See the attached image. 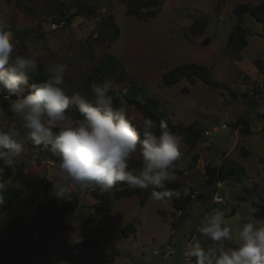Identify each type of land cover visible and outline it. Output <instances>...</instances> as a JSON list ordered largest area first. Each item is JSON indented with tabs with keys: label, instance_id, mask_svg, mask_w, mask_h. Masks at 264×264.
I'll use <instances>...</instances> for the list:
<instances>
[{
	"label": "rangeland",
	"instance_id": "rangeland-1",
	"mask_svg": "<svg viewBox=\"0 0 264 264\" xmlns=\"http://www.w3.org/2000/svg\"><path fill=\"white\" fill-rule=\"evenodd\" d=\"M170 1L174 2L0 0V10L7 9L6 14L0 15V30L13 34L16 42L14 54L34 55L38 64L46 66L49 63L66 64L63 87L69 96L80 92L89 98L86 91L91 90L90 77L101 60L111 57L115 75L112 74L109 81L104 78L111 89L119 90L124 85L142 88V97L161 101L175 125L187 126L196 122L202 133L212 131L217 125H227L220 132L203 137L195 150H189L182 140L181 158L171 171L175 179H182L197 189L184 222H179L171 200L150 199L141 206L138 196L131 194L133 188L123 182L107 193L94 189L81 192L73 187L72 192L80 196V208L59 219L65 229L58 231L47 243L48 257L32 264H189L182 254L184 245L190 238H201L205 245L211 243L197 229L213 209H235L237 213L228 220V226L233 229L248 222L244 205L256 208L257 218L264 217V84L251 89V85L243 80L246 73L227 51V46L234 45L229 37L234 34L238 21L235 7L238 4L258 5L263 0H197L187 5H170ZM147 2H153L154 6L144 5L138 14L130 13L131 5ZM75 13L73 23L67 24L66 17ZM145 13L148 15L142 16ZM243 28L250 44L242 56L250 62L260 60L264 65V25L247 15ZM116 30L119 31L118 38ZM235 40L239 43L240 36H235ZM238 53L236 49L231 51L233 56ZM225 60L229 66L223 65ZM191 63L206 66L210 77L221 89H210L201 81L190 84L186 80L173 87L163 86L165 73ZM242 95L247 98L243 99ZM121 103L128 118L142 125L143 119L134 107ZM240 118L251 122L252 134L251 137L239 134L236 146L235 130ZM12 122L0 106V129H6ZM21 142L24 150L18 165L13 168L14 176L1 181L2 189L15 187L23 190L28 184L38 192L41 200L43 196L55 198L50 194L48 183L55 182L59 160L46 158V154L35 148L24 135ZM240 147L247 156L244 167L248 174L243 183L225 172L232 167L234 158L241 157L238 155ZM232 149L231 155L223 160ZM140 166L137 152L129 163V170L138 173ZM217 169H221L224 178L219 186V181L212 179ZM42 175L45 178H41ZM118 191L124 196L116 198ZM24 192L8 211L0 207V218L31 217V209L24 204L30 192ZM216 196L225 204L215 203ZM89 216L93 222L88 220ZM128 224H132V229L128 236H124L122 229ZM96 233L103 234L101 251L72 262L63 260L65 247L90 239ZM229 247L236 245L225 242V248ZM168 248L173 252L171 255L164 253Z\"/></svg>",
	"mask_w": 264,
	"mask_h": 264
},
{
	"label": "clouds",
	"instance_id": "clouds-1",
	"mask_svg": "<svg viewBox=\"0 0 264 264\" xmlns=\"http://www.w3.org/2000/svg\"><path fill=\"white\" fill-rule=\"evenodd\" d=\"M6 13L7 9L0 10V15ZM15 43L10 31L0 30V98L16 97L9 108L15 120L0 129V161L6 167L18 165L24 135L58 158L59 171L50 194L60 202L71 201L73 187L107 193L121 182L133 189L151 188L154 201L166 202L178 195L166 184L175 179L171 169L182 155L181 135L164 121L157 124L150 118L138 130L125 107L116 106L109 82H93L91 99L80 92L69 96L63 87L66 64L49 63L43 72L46 78L30 83L38 74L37 59L14 54ZM70 107L80 118L68 114ZM137 152L141 166L134 173L129 163ZM244 207L248 222L235 229L228 226L230 209L215 208L204 217L197 231L211 243L188 242L184 255L189 264H264V217L257 218L256 208ZM225 242H234L236 247L225 248Z\"/></svg>",
	"mask_w": 264,
	"mask_h": 264
},
{
	"label": "trees",
	"instance_id": "trees-1",
	"mask_svg": "<svg viewBox=\"0 0 264 264\" xmlns=\"http://www.w3.org/2000/svg\"><path fill=\"white\" fill-rule=\"evenodd\" d=\"M144 5L152 4L141 3L131 5L129 8L130 13L138 14L141 6ZM77 12L79 11L77 10ZM234 12L238 21L234 29V34H231L230 43L234 42L235 46H240L242 44L236 42L235 36L239 35L244 38L245 30L243 28V23L247 15L254 17L264 25V0L258 5L238 4ZM76 15L77 13L66 17V23L72 24ZM147 15L148 14L145 13L142 16L146 17ZM115 36L118 38V30H116ZM243 44H245L244 41ZM238 49L242 50V47L240 46ZM110 58L111 57L105 58L98 63L94 74L90 77L89 85L93 82L97 84L103 83L105 82L104 78L109 81L111 75H115V67L111 65ZM46 67L47 66L44 64H38V74L30 79V83H36L45 79L46 77L43 75V72ZM100 78L102 79L100 80ZM116 79L119 81L122 80L120 77H116ZM182 80H186L190 84L201 81L210 89H221V86L210 77L207 67L195 63L179 65L168 71L162 77V84L164 87L169 88L175 86ZM142 93V88H138L136 85H124L119 90L111 89L110 92L116 106H122L121 102L133 106L141 115L143 121L147 118L152 119L157 124H159L160 121H164L172 132L183 137L189 150H195L204 137V133L199 129L197 123L193 122L187 126L175 125L171 120L169 111L161 101L151 97L144 98L141 95ZM86 94L87 97L92 98L91 90L87 89ZM4 95H7V93H4ZM232 95L238 98L236 93H232ZM15 98L16 97H12L9 100L0 98V106L11 121H14L15 117L10 112L9 108L12 100ZM242 98L246 99L247 96L242 95ZM68 114L73 118H80V114L74 107L68 111ZM133 124L137 126L138 130H142L143 124L139 125L134 122ZM236 128H239V132L243 137H248L252 134L247 118L238 119ZM156 134H159L158 130ZM34 147L42 150L46 154V158H50L49 160L54 161L58 159L53 157L47 148L36 145H34ZM207 173L208 175L211 174L209 168L207 169ZM228 174L237 179L239 183H243L246 178L245 168L240 164H235L233 170L228 171ZM12 176H14L13 168L6 167L3 161H0V183L3 179H11ZM207 178L210 180L208 176ZM48 185L51 190L52 184L48 183ZM166 187L178 194L166 199L171 200L173 208L178 213L179 222L182 223L187 218V212L192 201L196 198L197 189L182 179H174L167 183ZM24 191L30 192V195L24 199V204L28 209H31V217L28 216L14 220H8L4 217L0 218V256H2L0 257V264H32L37 260L48 257L49 251L46 247L47 243L55 237L58 231L65 229V226L61 225L59 219L74 213L80 208V196L77 192H72L71 201L60 202L56 198H49V196H43V200H41L38 192L32 190V185L28 184L26 189L23 190L15 187L1 189L0 197H2V202H0V207L4 211H8L12 205L25 194ZM157 191H163V189H157ZM151 192V188L147 190L132 189L131 194H136L139 198L140 205L145 206L150 200ZM123 196L122 191L116 192V198H121ZM236 213L237 211L233 209L227 215L228 217L234 216ZM88 220L93 222L91 216H89ZM131 229L132 224L126 225L122 229L124 236H128ZM198 240L205 245L206 242L204 240L201 238H198ZM102 249L103 234L96 233L90 239L79 241L65 247L62 251V258L65 262H72L83 256L99 252Z\"/></svg>",
	"mask_w": 264,
	"mask_h": 264
},
{
	"label": "crops",
	"instance_id": "crops-1",
	"mask_svg": "<svg viewBox=\"0 0 264 264\" xmlns=\"http://www.w3.org/2000/svg\"><path fill=\"white\" fill-rule=\"evenodd\" d=\"M196 1L197 0H194V1H192V0H184V2H182V0H174V2L173 1H170V5H173L174 3H177V4H185V5H187V4H192V3H196ZM138 2V1H137ZM147 3H151V4H154L153 2H147ZM230 38V37H229ZM244 38H245V36H244ZM242 38V37H240V44H242V45H240L241 47H242V50H240V49H238L240 46H227V51H228V54H229V57L230 58H232L233 60H235V63H237L238 64V66L240 67V69L243 71V73L245 74V77L243 78V80H244V82L246 83V84H248V85H251V89H255L256 87H258V86H262L263 84H264V65H263V63H261V61L260 60H254L253 62H250L249 60H247V58H245V56L243 57L242 56V52L244 51V50H246L248 47H249V44H250V40H248L247 38ZM243 39V40H242ZM243 41L245 42V44H243ZM236 47V48H235ZM236 49V52H239L238 54H236L235 56H233L232 54H231V51L233 50H235ZM236 58H237V62H236ZM226 59V58H225ZM239 62V63H238ZM228 65L229 66V63L225 60L224 62H223V65ZM225 71L227 72L228 70L227 69H225ZM250 89V90H251ZM262 91V90H261ZM251 94V93H250ZM250 119V118H249ZM251 122L249 121V124H250ZM262 125V124H261ZM239 129L238 128H236V130H235V135H236V146H237V144H238V141H239ZM251 137V136H250ZM234 149H235V147H234ZM234 149H232L230 152H228L225 156H224V158H223V160L225 159V158H227V157H229V155H231V153L234 151ZM238 155H240L241 157L238 159L236 156V158H234V160L233 161H231V163H232V167L229 169V170H227V171H225V172H227V174H228V171H231V170H233V167H234V165L235 164H240V165H242L243 167H244V164H245V160H246V151L244 150V148H242V147H240L239 148V151H238ZM222 160V161H223ZM221 161V162H222ZM221 162L219 163V164H221ZM245 168V167H244ZM245 171H246V168H245ZM220 172H221V169H217V173H216V176L214 177V178H212L214 181H219L218 182V184L217 185H221L222 183H223V176H222V173L220 174ZM248 173H247V171H246V175H247ZM228 176L229 177H232V176H230L229 174H228ZM233 178V177H232Z\"/></svg>",
	"mask_w": 264,
	"mask_h": 264
},
{
	"label": "built area",
	"instance_id": "built-area-1",
	"mask_svg": "<svg viewBox=\"0 0 264 264\" xmlns=\"http://www.w3.org/2000/svg\"><path fill=\"white\" fill-rule=\"evenodd\" d=\"M225 128H227V125L226 124H222V125H217V126H215V127H213V129H212V131H210V130H206L205 132H204V137H209V136H211V134H212V132L213 133H218V132H220L222 129H225ZM220 185V184H219ZM218 185V186H219ZM217 198H218V200H219V202H217ZM214 202L215 203H217V204H225V202L220 198V197H218V196H216L215 198H214ZM195 240H198L197 238L196 239H193V238H190V239H188L187 241H186V243H185V245L188 243V242H194ZM185 245H184V248H183V250H182V254H183V256H184V258H185V260L189 263V259L184 255V251H185ZM164 253L166 254V255H171L173 252H172V250L170 249V248H168V249H165L164 250ZM193 260H194V258H192Z\"/></svg>",
	"mask_w": 264,
	"mask_h": 264
}]
</instances>
